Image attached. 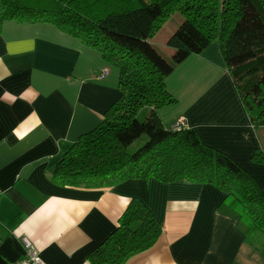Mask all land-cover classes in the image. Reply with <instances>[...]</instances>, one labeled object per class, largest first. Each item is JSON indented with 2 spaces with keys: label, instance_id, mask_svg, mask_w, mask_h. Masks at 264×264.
<instances>
[{
  "label": "crops",
  "instance_id": "crops-1",
  "mask_svg": "<svg viewBox=\"0 0 264 264\" xmlns=\"http://www.w3.org/2000/svg\"><path fill=\"white\" fill-rule=\"evenodd\" d=\"M174 19L149 40L167 60L173 55L167 42L181 22ZM103 67L109 73L97 80ZM113 67L51 25L2 24L0 264L22 258V237L45 264H90L87 254L115 229L132 198L151 211L161 234L125 264H264V241L253 232L246 240L237 219L219 211L225 195L211 185L150 179L86 190L50 182L62 154L97 128L118 99ZM165 86L175 103L156 110L161 123L169 128L184 117L203 143L229 156L264 189V165L250 160L263 146L218 41L179 63Z\"/></svg>",
  "mask_w": 264,
  "mask_h": 264
},
{
  "label": "trees",
  "instance_id": "trees-1",
  "mask_svg": "<svg viewBox=\"0 0 264 264\" xmlns=\"http://www.w3.org/2000/svg\"><path fill=\"white\" fill-rule=\"evenodd\" d=\"M175 13L182 16L165 59L149 40ZM6 21L48 24L97 51L118 70V99L102 123L79 136L49 172L62 188L106 189L128 180L211 185L225 198L246 240L264 241V189L234 160L207 146L193 128L170 130L156 110L175 103L166 77L190 55L218 41L225 67L254 129L264 128V0H0ZM147 109L143 121L137 115ZM142 136L136 150L129 146ZM250 160L264 165V149ZM161 225L146 205L130 199L115 229L87 254L90 264H125L150 249Z\"/></svg>",
  "mask_w": 264,
  "mask_h": 264
},
{
  "label": "built area",
  "instance_id": "built-area-1",
  "mask_svg": "<svg viewBox=\"0 0 264 264\" xmlns=\"http://www.w3.org/2000/svg\"><path fill=\"white\" fill-rule=\"evenodd\" d=\"M108 73H109V68L103 67L96 74L95 78L97 80H102L108 75ZM185 127H186L185 118L179 116L170 124L169 129L173 131H178ZM20 240L23 246V256L19 260L14 261L10 264H45L39 257L38 251L36 250L34 244L31 241H29L25 237H22Z\"/></svg>",
  "mask_w": 264,
  "mask_h": 264
},
{
  "label": "rangeland",
  "instance_id": "rangeland-1",
  "mask_svg": "<svg viewBox=\"0 0 264 264\" xmlns=\"http://www.w3.org/2000/svg\"><path fill=\"white\" fill-rule=\"evenodd\" d=\"M175 16L179 20H182V16L180 14H178V13H175V14H173V15H171L169 17V19H168V20H170L169 21V25H173L175 23V19H174ZM176 22H177V19H176ZM112 69L114 70V72H116V74H118V70L116 68L113 67ZM146 115H147V109L141 110L139 112V114L137 115V120L138 121H143L145 119ZM257 133H258V136L260 138V143H261V145L263 146V149H264V128L263 127L257 128ZM145 140L146 139H145L144 136H142L141 138L137 139L132 144V146H129V150L130 151H134V150L138 149L144 143Z\"/></svg>",
  "mask_w": 264,
  "mask_h": 264
}]
</instances>
